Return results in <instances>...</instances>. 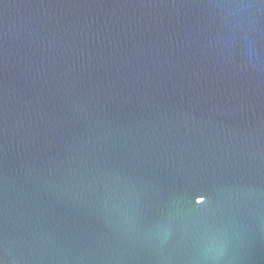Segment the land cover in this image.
Wrapping results in <instances>:
<instances>
[{
	"label": "water",
	"instance_id": "water-1",
	"mask_svg": "<svg viewBox=\"0 0 264 264\" xmlns=\"http://www.w3.org/2000/svg\"><path fill=\"white\" fill-rule=\"evenodd\" d=\"M0 261L264 264V0H0Z\"/></svg>",
	"mask_w": 264,
	"mask_h": 264
},
{
	"label": "snow or ice",
	"instance_id": "snow-or-ice-1",
	"mask_svg": "<svg viewBox=\"0 0 264 264\" xmlns=\"http://www.w3.org/2000/svg\"><path fill=\"white\" fill-rule=\"evenodd\" d=\"M195 203L197 205H204L207 203V196L205 194H201L196 200ZM0 264H3L2 261H0Z\"/></svg>",
	"mask_w": 264,
	"mask_h": 264
}]
</instances>
